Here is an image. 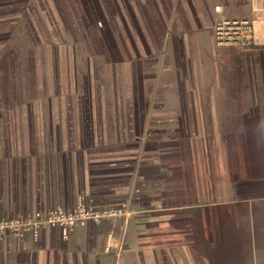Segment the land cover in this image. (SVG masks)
Listing matches in <instances>:
<instances>
[{"label": "crops", "instance_id": "crops-1", "mask_svg": "<svg viewBox=\"0 0 264 264\" xmlns=\"http://www.w3.org/2000/svg\"><path fill=\"white\" fill-rule=\"evenodd\" d=\"M35 1L50 4L0 0V58L14 49L19 12L26 18ZM89 1L112 22L143 17L149 30L138 33L146 49L148 37L160 49L175 37L178 0ZM0 69L11 70L12 63L0 61ZM259 69L264 62L257 59L243 69L223 67L221 82L204 88L167 71L169 93L162 91L160 74L154 93L160 108L137 111L145 120L142 131L121 156L109 128L101 129L98 141H86L84 135L94 133L86 126L79 148L51 153L47 139L35 140L33 109L18 108L17 90L0 75V216L70 205L79 195L101 207L122 204L129 214L120 246L123 218L106 217L77 226L65 240L51 227L38 239L9 234L0 241V264H264Z\"/></svg>", "mask_w": 264, "mask_h": 264}, {"label": "rangeland", "instance_id": "rangeland-1", "mask_svg": "<svg viewBox=\"0 0 264 264\" xmlns=\"http://www.w3.org/2000/svg\"><path fill=\"white\" fill-rule=\"evenodd\" d=\"M61 3L35 1L26 18L19 12L14 49L0 58L12 63L11 70L0 69L3 84L17 90L19 109H33L35 140L47 139L51 153L79 148V132L86 126L94 132L84 135L86 141H98L101 129L109 128L117 142L114 152L121 156L142 131L144 119L137 111L160 108L154 98L160 74L162 91L169 93L167 71L204 88L221 82L223 67L243 69L255 59L264 62V0H178L175 37L164 49L155 48L153 37L143 47L138 32L149 30L143 17L112 22L88 0ZM164 27L168 29L167 23ZM123 45L127 54L121 52ZM257 79L261 89L264 70L259 69ZM117 129L121 135L115 134ZM110 207L122 208L111 216L123 218L116 242L120 246L129 214L122 204Z\"/></svg>", "mask_w": 264, "mask_h": 264}, {"label": "built area", "instance_id": "built-area-1", "mask_svg": "<svg viewBox=\"0 0 264 264\" xmlns=\"http://www.w3.org/2000/svg\"><path fill=\"white\" fill-rule=\"evenodd\" d=\"M121 212V207L97 206L91 197L79 195L70 205L54 204L45 209L35 210L27 216H0V241L9 234L22 236L26 233L38 239L41 229L46 227L58 229L61 239L65 240L77 226H85L88 221L99 223L103 218Z\"/></svg>", "mask_w": 264, "mask_h": 264}]
</instances>
